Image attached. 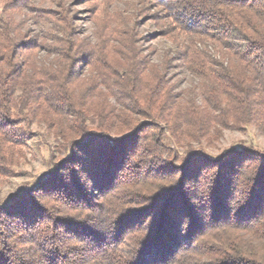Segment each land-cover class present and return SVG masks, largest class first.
I'll return each mask as SVG.
<instances>
[{
  "label": "trees",
  "instance_id": "16d2710c",
  "mask_svg": "<svg viewBox=\"0 0 264 264\" xmlns=\"http://www.w3.org/2000/svg\"><path fill=\"white\" fill-rule=\"evenodd\" d=\"M17 1L0 0V174L34 122L62 157L0 204V264H264V152L203 148L264 138V0H143L172 46L160 65L137 48V10L101 0L90 40L59 0L34 15L57 33L40 42ZM171 57L197 81L188 100Z\"/></svg>",
  "mask_w": 264,
  "mask_h": 264
},
{
  "label": "rangeland",
  "instance_id": "374dc122",
  "mask_svg": "<svg viewBox=\"0 0 264 264\" xmlns=\"http://www.w3.org/2000/svg\"><path fill=\"white\" fill-rule=\"evenodd\" d=\"M18 5L23 4L19 11L14 10L15 21L22 26V35L33 40L52 39L57 36L52 23L37 21L34 18L36 11L45 13L46 11L58 12L59 0H19ZM67 8L69 17L73 25L82 38L94 39L95 25L91 20L92 13L102 7V1L84 0H63ZM111 11L123 14L135 13V25L137 48L142 55L150 58L152 63L161 64L166 52L172 49L170 43L155 36L159 29L156 24L159 19L160 9L153 3H144L143 0H110ZM46 38V39H45ZM41 59L45 57L44 52L39 53ZM173 60V57H171ZM167 78L173 86L175 94H181V99L188 100L193 94L192 87L197 85V81L192 75L178 68V63L173 60L167 70ZM200 102V97H197ZM111 102L120 107V104L111 99ZM30 135L26 143L13 151L12 163L5 174H0V204H3L10 196L25 191L37 182L41 177L48 174L55 164H57L62 154L57 147L55 135L42 125L32 123L29 126ZM195 147L198 145L194 144ZM211 156H217L232 148H254L264 152V138L257 134L252 128L246 131H223L222 137L214 142L212 147L204 146ZM178 155H183V150L178 149Z\"/></svg>",
  "mask_w": 264,
  "mask_h": 264
}]
</instances>
